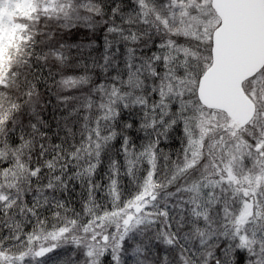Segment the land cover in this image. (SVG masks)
Masks as SVG:
<instances>
[{"label": "snow or ice", "instance_id": "6c2138e0", "mask_svg": "<svg viewBox=\"0 0 264 264\" xmlns=\"http://www.w3.org/2000/svg\"><path fill=\"white\" fill-rule=\"evenodd\" d=\"M241 261L264 264V0H0V264Z\"/></svg>", "mask_w": 264, "mask_h": 264}, {"label": "trees", "instance_id": "16d2710c", "mask_svg": "<svg viewBox=\"0 0 264 264\" xmlns=\"http://www.w3.org/2000/svg\"><path fill=\"white\" fill-rule=\"evenodd\" d=\"M95 41V46L98 50L102 51L103 49V31H98L95 36H92L91 33H78L74 38H71L69 40L70 43H79L83 42L85 44ZM95 54V53H94ZM51 81H49V84ZM41 90L44 91L43 85L41 86ZM45 100L49 101L47 109L44 112V118L48 120L51 123V131L54 133L57 131L56 129V118L60 115L59 110L56 107L57 101L55 99V96H50L49 94H45ZM179 135L178 131L174 132L172 134V138L165 142V144L162 145V147L165 148V151H171L173 153V156L175 152L177 151L178 142H179ZM180 143V142H179ZM79 187L76 188V192L69 197V199L72 200V204L79 208ZM241 264H243V261H241Z\"/></svg>", "mask_w": 264, "mask_h": 264}, {"label": "rangeland", "instance_id": "374dc122", "mask_svg": "<svg viewBox=\"0 0 264 264\" xmlns=\"http://www.w3.org/2000/svg\"><path fill=\"white\" fill-rule=\"evenodd\" d=\"M178 131V130H177ZM178 135H179V140H180V135L181 133L178 131ZM180 142V143H179ZM178 142V147H177V150L181 147V140ZM70 255V253H68ZM61 258H64V253H61ZM51 264V262H50Z\"/></svg>", "mask_w": 264, "mask_h": 264}]
</instances>
